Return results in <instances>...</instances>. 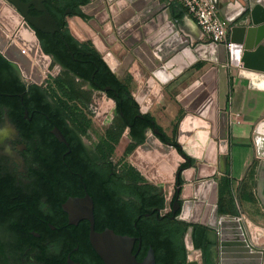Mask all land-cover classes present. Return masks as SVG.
I'll return each mask as SVG.
<instances>
[{
	"label": "water",
	"instance_id": "obj_1",
	"mask_svg": "<svg viewBox=\"0 0 264 264\" xmlns=\"http://www.w3.org/2000/svg\"><path fill=\"white\" fill-rule=\"evenodd\" d=\"M5 1L18 11L23 23L3 55L16 64L27 78L29 73L25 67L28 61L20 64L16 58L24 60L25 56L21 49L32 54L29 45L39 43L40 52L35 59L34 73L31 76V80L38 85L41 84L43 75H35V72L46 73L53 57L43 51L36 35L37 31L50 35L58 33L68 49L70 47L65 34H69L79 44L86 45L98 53L110 71L115 75L118 72L122 78L138 58L150 68L159 81L163 84L170 83L181 73L180 70L174 69L177 59H171V54L175 50L190 66L199 61L216 64L177 96L176 99L187 112L179 126L177 142H162L159 139V130L153 129L152 134H146L145 142L139 145L131 156L139 172L160 189L157 196L164 201L166 209L159 212L163 216L173 212V220L189 226L184 241L187 264H204L202 250L194 248V226H201L214 232L215 239L210 237L211 234L209 237L215 242L217 252L219 240L216 231L219 229L222 215L218 200V183L213 179L201 180L199 173L206 164L205 156L212 149L214 140L218 141L219 152L227 157L231 116L228 112L218 110L216 92L213 96L199 93L208 84L212 74L217 77L219 65H226L228 60L233 67L242 66L240 78L249 81L251 91L264 92V0L227 1L225 5L222 4V0H212L220 8L223 19L232 27L233 47L230 53L224 45L197 43L199 39L191 36L189 38L188 28L182 30L181 22L171 13L169 5L175 0H76L79 3L78 8L65 12L66 17L73 18L66 20L65 32L45 6L46 0H32L30 3L22 0ZM32 6L42 13L41 16L34 18L29 16L28 12ZM181 34L185 40L179 38ZM32 56L34 57V54ZM111 57L121 63L120 67L116 61L110 59ZM112 61L115 66L110 64ZM29 65L33 67L32 60L27 63V67ZM109 90V87L105 88L106 92ZM107 104L116 106L114 99L108 96L105 105ZM112 107L106 110L107 115ZM140 112L145 115L143 110ZM217 113L219 134L216 129ZM205 120L210 122V126L208 124L199 128V123ZM232 120L253 125L254 140L257 143H264V116L245 113ZM61 140L65 141L63 138ZM149 147L158 154L150 152ZM162 158H165V161L157 163V160ZM170 166L175 168L172 175ZM257 180L258 196L264 204V159L260 161ZM71 204L76 208H84L83 217L91 223L90 243L104 264H156L153 249H150L142 262L137 260L133 254L136 238L118 235L111 229L101 233L95 231L94 205L91 198H88L85 205L81 202ZM246 224L252 242L257 247L264 246V226L257 224L250 217ZM231 263L264 264V250L258 248L252 256L242 257Z\"/></svg>",
	"mask_w": 264,
	"mask_h": 264
},
{
	"label": "flooded vegetation",
	"instance_id": "obj_2",
	"mask_svg": "<svg viewBox=\"0 0 264 264\" xmlns=\"http://www.w3.org/2000/svg\"><path fill=\"white\" fill-rule=\"evenodd\" d=\"M22 1L30 3L32 0ZM49 2L44 3L47 9ZM73 4L74 7L67 9L76 10L78 6ZM28 13L33 18L42 14L33 6ZM39 34L44 36L48 48L50 34L37 31L36 35ZM50 36L60 37L58 33ZM11 42H0V46H6L3 49L6 50ZM67 42L70 49L65 47L71 58H75V53L92 55L88 46L76 41L74 43L78 45ZM75 61L76 67L84 66L83 61ZM52 62L62 73L92 90L119 96L115 88L106 86L100 91L98 83L80 79L54 58ZM0 72L17 77V86H11L13 92L0 94V264H104L90 243L91 223L83 217L84 208H76L71 202L85 205L88 198L92 199L94 228L101 233L110 229L102 222L111 216L108 205L118 202L120 207L132 209L136 203L141 207L143 198L138 199L134 193L141 192L143 197L142 190L147 187L141 182H133L125 171L118 170L111 139L109 147L101 148L100 142L90 143L88 133L84 134L70 124L64 110L53 102L43 87L46 73L41 84H36L4 57L1 48ZM7 82L14 84L11 78ZM21 85L26 91L21 90ZM37 86L43 90L48 112L35 101L32 88ZM107 87L110 88L108 92L105 91ZM8 101L13 104H6ZM62 122L66 126H61ZM113 123L107 117L102 125L111 127ZM164 209L165 205L155 207L152 212L172 219L173 212L164 216L159 212ZM139 248L143 251L142 246ZM140 251L134 255L142 262L144 258L138 259Z\"/></svg>",
	"mask_w": 264,
	"mask_h": 264
},
{
	"label": "crops",
	"instance_id": "obj_3",
	"mask_svg": "<svg viewBox=\"0 0 264 264\" xmlns=\"http://www.w3.org/2000/svg\"><path fill=\"white\" fill-rule=\"evenodd\" d=\"M49 1L51 4L56 5H66L68 2H75V4L79 6V3L75 0ZM227 1L234 2L235 0H222V4L225 5ZM169 7L173 17L175 19L178 18L181 22V29L186 30V28H188L189 38L191 36L195 39H199L197 43H208L206 37L203 36L204 34L202 30L198 26L195 27V23L189 18L178 2L171 3ZM220 16L222 17L221 12ZM20 17L22 16L13 6L5 0H0L1 43L7 44L13 40L12 38L22 24ZM72 19V17L66 18V20ZM4 38L8 39L7 43L4 41ZM179 38L182 40L186 39L182 34L179 35ZM129 52L132 53V50L129 49ZM172 58L177 59L174 69L180 70L181 73L179 76H175V79L168 84H163L156 77H154L150 68L138 58H136L133 65L123 77V81L125 82H122L137 102L140 111L143 110L145 114H150L156 120L157 124L163 129L169 140L178 139L179 126L187 114L186 110L176 99L177 96L193 82L200 79L204 74L216 66V64L206 61H199L194 66H190L186 60L180 56L178 52H176V50L171 54V59ZM110 59L116 61L118 67H120L121 63H119L118 60L114 57H111ZM196 66H201V68L199 69ZM241 69L231 66L229 60L226 65H219L215 98L218 110L220 112H228L231 116L228 141L229 152L225 158L219 152L218 141L214 140L212 149L205 156L206 164L203 165V168L199 173V178L204 181L213 179L218 183L219 201L223 190V197L226 200L225 205L222 206L223 213L221 215L223 217L232 219L239 216V213L242 211L254 222L264 226V204L258 196L257 180L258 167L260 161L264 159V143H257L254 140L253 125L236 123L232 120V118L242 116L245 113L261 117L264 116V92L251 91L249 88V81L240 78ZM208 124L210 126V122L205 120L204 122L199 123V128H202L204 125L207 126ZM205 130L206 129H204V131ZM219 132L218 113L217 133L219 134ZM149 151H152L154 154L157 153L152 147H149ZM150 155L152 156V154ZM164 161L165 158H162L157 160V163ZM169 170L172 175L175 168L170 166ZM224 180H229L230 184L228 185V188L223 183ZM244 183H247L248 185L254 183L255 185L249 191L243 188ZM147 189L150 190L149 188ZM159 191L160 190L158 188L151 192L157 195ZM242 192L245 193V198L249 197V194H252V196L256 198V202L254 204H249H252L254 208L257 209L255 210V214L257 216L254 215V213L245 211L243 209V204L242 206L240 205L239 198ZM230 195L233 196L235 200L237 199L236 203L239 205L238 209L234 210V208L227 205ZM235 212L237 216L235 215ZM209 234H211L210 237H213L212 239L214 240V232L208 230V235ZM212 254L213 259H217L215 247L213 248Z\"/></svg>",
	"mask_w": 264,
	"mask_h": 264
},
{
	"label": "trees",
	"instance_id": "obj_4",
	"mask_svg": "<svg viewBox=\"0 0 264 264\" xmlns=\"http://www.w3.org/2000/svg\"><path fill=\"white\" fill-rule=\"evenodd\" d=\"M71 6L74 7L72 2H68L66 5H56L51 4V2L48 4L50 13L64 30L66 23L64 14L67 8ZM65 35L66 39L72 45H78L74 43L75 40L69 34ZM37 36L43 51L52 56L56 62L61 63L65 68L75 73L77 77L89 83H98L101 86L98 87L100 91H103L106 86L115 88L119 96L109 94L108 97L114 99L116 102L117 114L122 121L123 127L130 131L132 141L141 145L145 142L147 131L158 129L160 132L159 139L164 143L170 142L163 129L150 114H141L140 108L128 88L110 71L109 67L98 53H93V50L89 49L90 52H92L91 56H82L79 53H75V58H71L70 52H68L60 37L53 38L48 35L47 48L44 36L41 34ZM76 52H78V50ZM76 59L83 61L84 66L81 68L76 67ZM3 63L4 67L7 68L6 62ZM94 75H96V77H94ZM10 78L14 82L12 85L7 82V79ZM14 85L17 86V77L15 75L12 74V76L10 75L9 77L7 74L0 72V94L13 92L14 87L11 86ZM20 88L22 91H26V87L21 85ZM32 89L38 106H40L43 111L48 112V104L45 101L43 90L38 86ZM6 104L11 106L13 103L8 101ZM62 125L66 126L64 122L61 123V126ZM66 129L68 132L72 133L70 128L66 127ZM175 146L177 147V145ZM129 179L133 182H139V180H133L130 176ZM223 183L228 188L230 184L229 180H224ZM254 185V183L250 185L244 183L243 188L250 191ZM142 191L143 197H141V192L138 194L136 192L134 193L138 199L143 198V205L141 207L138 205L133 206L132 209L130 207L123 208L119 206L118 202H114L108 205L111 216L102 222L118 235L130 236L137 239L134 254L137 255L140 251L139 247H143V251H140L141 256L138 257L139 260L145 259L148 249L152 248L155 252L156 264H186L187 249L184 241L189 226L177 220H173L170 217H161L154 214L152 212L153 209L155 207H163L164 201L150 190H144L143 188ZM244 194L245 193L242 192L239 198L241 206L242 199L248 203L254 204L256 202V198L252 196V194H249V197L246 198ZM219 203L220 214H222V206L226 203L223 194L220 195ZM227 205L234 208V210L236 209V200L233 196L230 195ZM119 214L123 216L120 217ZM193 244L196 250H202L204 264H216V259L212 257L215 242L210 239L207 228L194 226Z\"/></svg>",
	"mask_w": 264,
	"mask_h": 264
},
{
	"label": "rangeland",
	"instance_id": "obj_5",
	"mask_svg": "<svg viewBox=\"0 0 264 264\" xmlns=\"http://www.w3.org/2000/svg\"><path fill=\"white\" fill-rule=\"evenodd\" d=\"M20 21L23 23L22 17H20ZM4 39V41L7 43L8 39ZM0 41L2 42V39ZM38 46V43L29 45L34 57L30 52L22 48L21 52L26 59L23 58L24 60H22L19 57L16 58L20 64H25L30 60L33 61L34 65L32 68L30 65L27 67L28 62L26 63L25 68L29 73V77H27V79H30L34 73L35 59L38 56ZM5 47L6 46L1 45V51L4 52L5 50L3 49H5ZM110 64L115 66L113 62ZM196 67L199 69L201 68V66ZM36 74L44 75L45 72L36 71L35 75ZM46 75V81L44 82L43 87L46 92L49 93L53 102L58 104V106L64 110L70 124H72V126H74L78 131L83 132L84 134L88 133L87 141L90 143L100 142L101 148H104V146L106 148L109 147V139H111L113 158L118 170L125 171V173L133 178V180H139V182L143 183L144 186L149 188L152 192L154 189H158L154 183H152L141 172H139V170L134 165V162L131 160L132 154L139 145L132 142L130 131L123 127L121 119L119 116H116V106L112 107L110 104L105 105L107 95L103 92L95 91V89L92 90L89 86L77 81L72 76L62 73L60 68L53 64V62L46 71ZM116 76L119 78V80H121V82H125L123 81V78L119 76L118 72H116ZM110 107H112V109L107 115L106 112ZM107 117L114 122L112 125H110L111 127H109V125L101 124V121ZM146 134L150 135L152 134V131H147ZM169 141L176 143L177 139ZM221 194H223V190ZM241 202L245 211L254 213V215H256L255 210L257 209L254 208L252 204H249L243 199ZM134 204V206H138L136 203ZM235 207L237 209L239 205L236 203Z\"/></svg>",
	"mask_w": 264,
	"mask_h": 264
},
{
	"label": "built area",
	"instance_id": "obj_6",
	"mask_svg": "<svg viewBox=\"0 0 264 264\" xmlns=\"http://www.w3.org/2000/svg\"><path fill=\"white\" fill-rule=\"evenodd\" d=\"M189 18L202 30L208 43L224 45L230 53L232 27L220 16L218 6L212 0H175ZM239 69L242 66L238 67ZM237 202V199H236ZM248 216L242 211L232 219L221 217L216 235L219 240L217 264H232L242 257L252 256L258 248L251 240L246 224ZM228 224V225H227Z\"/></svg>",
	"mask_w": 264,
	"mask_h": 264
},
{
	"label": "bare ground",
	"instance_id": "obj_7",
	"mask_svg": "<svg viewBox=\"0 0 264 264\" xmlns=\"http://www.w3.org/2000/svg\"><path fill=\"white\" fill-rule=\"evenodd\" d=\"M216 82H217V77H215V74H212V76L210 77V79L208 81V84L205 85L204 88H202V90L198 88V90H201L199 95L206 93V95H208V96H210V95L213 96L216 92V87H217ZM216 115H217V127H218V113ZM196 257H197V255L194 256V258H196Z\"/></svg>",
	"mask_w": 264,
	"mask_h": 264
}]
</instances>
